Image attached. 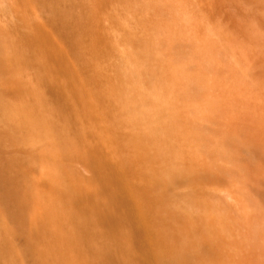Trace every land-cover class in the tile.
<instances>
[{"label": "rangeland", "instance_id": "374dc122", "mask_svg": "<svg viewBox=\"0 0 264 264\" xmlns=\"http://www.w3.org/2000/svg\"><path fill=\"white\" fill-rule=\"evenodd\" d=\"M0 108V264H264V0H0Z\"/></svg>", "mask_w": 264, "mask_h": 264}, {"label": "bare ground", "instance_id": "6f19581e", "mask_svg": "<svg viewBox=\"0 0 264 264\" xmlns=\"http://www.w3.org/2000/svg\"><path fill=\"white\" fill-rule=\"evenodd\" d=\"M2 106V105H1ZM6 107V106H5ZM10 111H6L4 109H1L0 108V116L5 119V118H9L10 117ZM13 116V115H12ZM11 116V117H12ZM1 128V127H0ZM10 130V129H9ZM22 133V132H21ZM28 135V134H27ZM28 137V136H27ZM254 153V147L253 146H248V145H245V144H240L238 143L237 144V152H236V155H237V158L241 161V162H244L245 164H249L248 162H250L249 159L252 158V154ZM20 209V208H19ZM18 211V210H17ZM21 213V212H20ZM25 213V212H24ZM18 214V213H17ZM16 214V215H17ZM37 214V213H36ZM20 214H18L19 216ZM26 215V214H25ZM25 215H22V216H25ZM23 219V218H22ZM21 219V220H22ZM25 219V217H24ZM26 221V220H25ZM41 221V220H40ZM23 222V221H22ZM27 223V222H26ZM50 224V223H49ZM46 225V224H45ZM14 226V225H13ZM17 226V225H16ZM20 226V225H19ZM38 227V226H37ZM152 256H153V253L150 251L149 252ZM157 257V255H156ZM260 257H264V255L261 254Z\"/></svg>", "mask_w": 264, "mask_h": 264}]
</instances>
